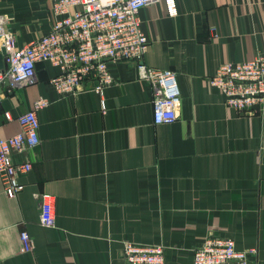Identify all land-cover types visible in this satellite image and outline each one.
I'll use <instances>...</instances> for the list:
<instances>
[{
    "label": "crops",
    "instance_id": "obj_1",
    "mask_svg": "<svg viewBox=\"0 0 264 264\" xmlns=\"http://www.w3.org/2000/svg\"><path fill=\"white\" fill-rule=\"evenodd\" d=\"M53 1L0 0L19 48L50 30ZM177 4L176 18L162 2L140 11L151 41L145 64L178 75L182 105L172 124H154L152 87L131 63L113 68L104 97L87 82L57 98L44 63L36 84L3 87L1 138L20 132L18 116L39 99L51 104L37 112L40 146L14 154L33 165L20 176L24 190L10 199L0 179V264H126L124 241L164 245V264H192L193 250L217 234L239 251L256 249L264 264V117L227 108L208 83L224 62L264 54V0ZM43 196L54 228L40 224ZM22 232L32 252H23Z\"/></svg>",
    "mask_w": 264,
    "mask_h": 264
},
{
    "label": "built area",
    "instance_id": "obj_2",
    "mask_svg": "<svg viewBox=\"0 0 264 264\" xmlns=\"http://www.w3.org/2000/svg\"><path fill=\"white\" fill-rule=\"evenodd\" d=\"M162 2L170 18L179 15L177 0H54L50 30L19 48L11 28L14 18L0 13V49L4 48L8 70L0 82L8 80V93L34 85L38 81L37 65L53 69L49 85L57 98L73 97L86 90V83L102 97L115 82L113 68L121 63L134 64L138 80L152 87L153 122L172 124L182 105L178 75L170 69L145 64L151 43L140 17L146 6ZM221 92L224 105L240 114L264 117V54L243 62H224L208 79ZM4 94H0V106ZM51 102L41 98L32 110L18 116V134L0 137V179L5 195L15 199L25 188L20 176L29 173V160L17 163L14 154L35 150L41 144L38 110ZM103 110L106 109L102 100ZM8 120L13 117L8 113ZM48 196H43L40 224L56 226ZM23 252H32L33 238L21 233ZM166 247L124 241L121 257L126 264H164ZM257 250L239 251L233 238L210 235L193 250L192 264H256Z\"/></svg>",
    "mask_w": 264,
    "mask_h": 264
},
{
    "label": "water",
    "instance_id": "obj_3",
    "mask_svg": "<svg viewBox=\"0 0 264 264\" xmlns=\"http://www.w3.org/2000/svg\"><path fill=\"white\" fill-rule=\"evenodd\" d=\"M8 70V63L6 58V52L4 48L0 49V75L4 76L6 71ZM8 80H4V82H0V94L2 93V89L5 86H8Z\"/></svg>",
    "mask_w": 264,
    "mask_h": 264
}]
</instances>
